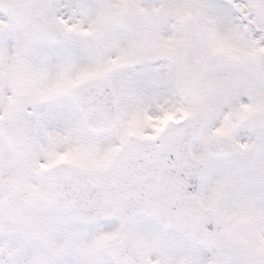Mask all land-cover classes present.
<instances>
[{
	"label": "snow or ice",
	"instance_id": "1",
	"mask_svg": "<svg viewBox=\"0 0 264 264\" xmlns=\"http://www.w3.org/2000/svg\"><path fill=\"white\" fill-rule=\"evenodd\" d=\"M0 264H264V0H0Z\"/></svg>",
	"mask_w": 264,
	"mask_h": 264
}]
</instances>
